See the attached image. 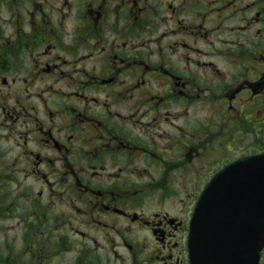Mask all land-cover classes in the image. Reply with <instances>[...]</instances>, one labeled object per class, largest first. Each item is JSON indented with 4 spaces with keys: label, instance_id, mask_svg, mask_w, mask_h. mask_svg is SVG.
<instances>
[{
    "label": "flooded vegetation",
    "instance_id": "flooded-vegetation-1",
    "mask_svg": "<svg viewBox=\"0 0 264 264\" xmlns=\"http://www.w3.org/2000/svg\"><path fill=\"white\" fill-rule=\"evenodd\" d=\"M249 158L264 0H0V264H192L201 194Z\"/></svg>",
    "mask_w": 264,
    "mask_h": 264
},
{
    "label": "water",
    "instance_id": "water-1",
    "mask_svg": "<svg viewBox=\"0 0 264 264\" xmlns=\"http://www.w3.org/2000/svg\"><path fill=\"white\" fill-rule=\"evenodd\" d=\"M264 248V160L225 167L201 194L191 223L192 264H259Z\"/></svg>",
    "mask_w": 264,
    "mask_h": 264
}]
</instances>
